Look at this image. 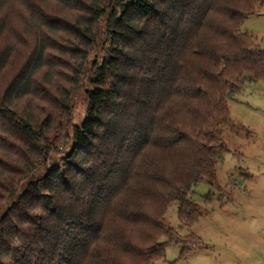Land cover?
Here are the masks:
<instances>
[{
  "label": "trees",
  "instance_id": "trees-1",
  "mask_svg": "<svg viewBox=\"0 0 264 264\" xmlns=\"http://www.w3.org/2000/svg\"><path fill=\"white\" fill-rule=\"evenodd\" d=\"M11 1L0 0V16ZM262 5L90 0L73 24L39 12L48 31L69 35L72 49L61 52L76 66L73 89L103 20L108 47L90 77L88 114L71 151L27 183L52 150V122L16 107L33 93L44 42L0 98V148H13L0 154V200H9L0 215V264H156L171 245L181 258L191 253L199 241L179 239L163 219L176 204L183 225L198 220L191 194L201 182L214 185L229 101L245 83L264 81V50L241 31ZM12 56L0 54V81Z\"/></svg>",
  "mask_w": 264,
  "mask_h": 264
},
{
  "label": "rangeland",
  "instance_id": "rangeland-1",
  "mask_svg": "<svg viewBox=\"0 0 264 264\" xmlns=\"http://www.w3.org/2000/svg\"><path fill=\"white\" fill-rule=\"evenodd\" d=\"M89 1L12 0L0 16L3 32L0 54L6 49L13 54L0 81V98L28 60L39 53L43 42L46 46L44 66L32 82L33 93L18 100L16 107L20 113L23 110L41 121L52 122L49 133L52 150L45 152L47 159L40 169L28 172L24 183L41 176L45 169L62 165L71 151L73 131L88 114L90 77L108 47L103 20L97 28L100 37L89 54L81 82L73 89L76 66L71 55L61 52L72 49L65 44L69 35L48 31L37 14L42 12L56 21L73 24L82 15L81 4ZM241 31L252 36L255 45L264 50V0L257 14L245 20ZM229 111L231 123L222 136L227 150L217 166L214 185L201 182L191 194L200 217L185 226L179 219L178 206L173 204L163 219L164 225L179 239L198 240L199 244L184 258L180 257L179 247L171 245L166 261L156 264H264V81L245 83L240 94L229 101ZM0 127L6 128L3 124ZM2 138L6 139L0 133ZM12 149V146L0 148V154L6 156ZM4 158L1 156L0 160ZM6 203L9 200H0L1 216Z\"/></svg>",
  "mask_w": 264,
  "mask_h": 264
}]
</instances>
